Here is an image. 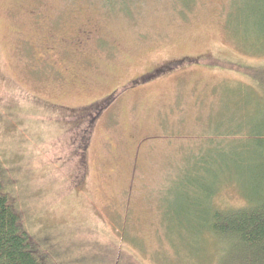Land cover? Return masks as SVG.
<instances>
[{"label": "rangeland", "instance_id": "1", "mask_svg": "<svg viewBox=\"0 0 264 264\" xmlns=\"http://www.w3.org/2000/svg\"><path fill=\"white\" fill-rule=\"evenodd\" d=\"M262 96L264 0H0V184L42 264H221L196 205L245 203L220 160Z\"/></svg>", "mask_w": 264, "mask_h": 264}, {"label": "trees", "instance_id": "2", "mask_svg": "<svg viewBox=\"0 0 264 264\" xmlns=\"http://www.w3.org/2000/svg\"><path fill=\"white\" fill-rule=\"evenodd\" d=\"M108 97L101 102L100 111L109 104L106 103L113 98V93ZM261 102L262 105L255 107L256 116L246 126L248 141L245 156L235 153L229 158L222 156L220 160L238 171L236 178L240 180L236 181L240 183L245 203L228 210L210 208L209 204L196 205L198 228H204L225 242L226 254L221 264H264V96ZM98 111L88 115L82 124L85 128L74 151L79 152L85 147ZM69 118L72 126L78 125L77 116ZM77 165L81 166V160ZM204 190L209 191L210 188ZM40 255L31 237L22 228L20 216L0 184V264H42Z\"/></svg>", "mask_w": 264, "mask_h": 264}, {"label": "flooded vegetation", "instance_id": "3", "mask_svg": "<svg viewBox=\"0 0 264 264\" xmlns=\"http://www.w3.org/2000/svg\"><path fill=\"white\" fill-rule=\"evenodd\" d=\"M84 32H86V31H84Z\"/></svg>", "mask_w": 264, "mask_h": 264}]
</instances>
